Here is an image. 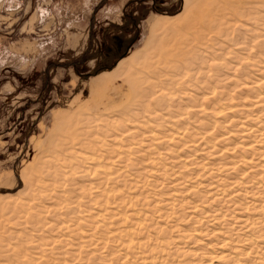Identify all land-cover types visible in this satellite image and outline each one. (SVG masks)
Here are the masks:
<instances>
[{"label": "rangeland", "instance_id": "374dc122", "mask_svg": "<svg viewBox=\"0 0 264 264\" xmlns=\"http://www.w3.org/2000/svg\"><path fill=\"white\" fill-rule=\"evenodd\" d=\"M156 56L170 62L148 67ZM263 78L264 0H0V264H264V175L240 202L208 194L238 175L220 166L229 150L209 146L235 141L246 158L244 143L264 145L263 132L238 133L264 126V109L247 107ZM181 91L230 108L189 113ZM130 121L164 136L163 150L121 132ZM200 122L230 141L192 144Z\"/></svg>", "mask_w": 264, "mask_h": 264}, {"label": "bare ground", "instance_id": "6f19581e", "mask_svg": "<svg viewBox=\"0 0 264 264\" xmlns=\"http://www.w3.org/2000/svg\"><path fill=\"white\" fill-rule=\"evenodd\" d=\"M225 23V22H224ZM216 24V25H215ZM214 25L215 26H218L219 25V23L217 22H215L214 23ZM188 28V27H187ZM222 31V30H221ZM151 44V40H149L145 45H144V48L139 52V53H137V56H135V58H137V57H143L145 54H146V51L149 49V45ZM174 44V43H173ZM163 46V45H162ZM168 46V45H167ZM174 47H175V45H174ZM170 51V50H169ZM180 52V51H179ZM157 53V52H156ZM155 54V53H154ZM158 54V53H157ZM182 54V53H181ZM158 55H161V54H158ZM157 57V56H156ZM150 58V57H149ZM165 58V57H164ZM175 59V58H174ZM144 61V60H143ZM153 62V63H152ZM170 62V60L168 59L167 60V58H166V60L165 59H163V58H158L157 57V59H156V61H151V64H150V66H148V67H151V65L152 64H154V63H161V64H166L167 65V63H169ZM174 63V62H173ZM178 62H175V67H174V69H175V73H176V75H180L181 73H182V69H184L183 67H181V66H179L178 64H177ZM166 68V67H165ZM153 69H155V68H153ZM158 69V68H157ZM164 69V68H163ZM123 70H125V67H123V69L120 71V72H122ZM156 70V69H155ZM192 70V69H191ZM195 70V69H194ZM173 75H175V74H173ZM190 77H193V75L190 73V75H189ZM197 78V77H196ZM264 79V78H263ZM202 80V79H201ZM261 81H263L264 82V80H261ZM201 82V81H200ZM200 82L198 81V83L200 84ZM257 82H260V79H255V80H253V82H252V84H248L247 86V92H248V90H249V94H250V98H251V103L250 104H248V106L247 107H250V108H258L257 110H259V109H264V99L263 98H260V96H259V94H255V88L253 87V86H255L254 84H256ZM198 84V86H200ZM262 84V83H261ZM189 85V84H188ZM249 85H252V86H249ZM153 86V85H152ZM184 87V86H183ZM182 87V88H183ZM197 86H195V88H196ZM195 88H193V89H195ZM198 88V87H197ZM207 88V87H206ZM161 89V88H160ZM245 89H246V87H245ZM158 90H159V88H158ZM184 90H187V89H184ZM179 91H180V89H179ZM205 91V90H204ZM171 92V91H170ZM254 92V93H253ZM141 96L144 98L145 96H149V94H150V91L148 92V90H146V91H144V90H142L141 91ZM203 92H201V94H202ZM205 93V92H204ZM166 94V93H165ZM197 94V93H196ZM196 94H193V93H191V92H187V91H181V97H183L186 101H189L190 102V105H189V113L191 112V113H193V112H195L196 110H199L200 108L202 109V108H207V109H210V110H214V109H216L217 110V112H218V109L217 108H215V107H218V106H216L215 105V107L212 105V103L214 102L213 101V99L211 100H209V99H206L205 100V97H206V95H205V97H202V96H195ZM200 94V93H199ZM198 94V95H199ZM210 96V95H209ZM211 98V97H210ZM145 99V98H144ZM158 99V98H157ZM174 100V99H173ZM159 101V103H162V101H161V99H159L158 100ZM164 101V100H163ZM185 101V102H186ZM217 101V100H216ZM165 104H166V101L164 102ZM207 105H206V104ZM216 103V102H215ZM164 104V105H165ZM181 104H184V103H182L181 101H179V102H177V105L180 107L181 106ZM214 104V103H213ZM176 106V105H175ZM159 107V106H158ZM161 107H163V106H161ZM220 107V106H219ZM220 108H230V107H220ZM232 108V107H231ZM240 108H242V107H240ZM223 109V110H224ZM235 109V108H234ZM233 109V110H234ZM177 110V109H176ZM221 110V109H220ZM178 111H180L179 109H178ZM215 111V110H214ZM149 112H151V111H149ZM198 112V111H197ZM208 112V111H207ZM153 113H155V112H153ZM179 114H182V113H179ZM162 114H160V116H161ZM164 115V114H163ZM171 115V114H170ZM178 115V114H177ZM155 116V115H154ZM182 116V115H181ZM178 117V116H177ZM152 118H153V116H152ZM155 119L157 118V116H155L154 117ZM163 118V117H162ZM179 119H176L177 121L176 122H180V118L181 117H178ZM158 120H160L159 118H157ZM156 119V120H157ZM134 120V119H133ZM155 120V121H156ZM183 120V119H182ZM145 121V120H144ZM147 122H148V120H146ZM154 121V120H153ZM168 121V120H167ZM131 122V121H130ZM147 122H145L143 125L142 124H138V122H135L133 125H132V122H131V125H127L126 127H124L123 126V124H121L122 126L121 127H123L122 129H120L121 130V132H125V135L126 134H128L129 136H131L130 138H135V137H139L142 141L144 140V141H148L149 143H145L146 145H145V150H148V148L150 147V142L151 141H153V142H155L156 143V145H157V147L159 148V149H162L163 150V148H161V144H163V141L164 140H166L165 138H164V136H162V135H160L158 132H155V130L151 127V126H149L148 125V123ZM150 122V121H149ZM157 122V121H156ZM169 122V121H168ZM147 123V124H146ZM158 123V122H157ZM213 123V122H212ZM215 123V122H214ZM146 124V125H145ZM200 124V126L202 127H204L203 129H202V131L201 132H199V133H194L193 135H198V137H196L195 139H191V141L190 142H192V144H193V142H194V144L196 143V142H198V144L200 143V141H201V139L203 140V137H205V136H210V135H213V139L214 140H216V141H223L224 142V140H229L230 141V139L229 138H227L229 135H231V134H228L230 131H228V132H224V133H219V134H216L215 133V135L214 134H211L212 133V131L211 130H213V128H214V125H211V123H199ZM125 125V124H124ZM216 125V124H215ZM238 124H235V126H237ZM260 125V124H259ZM259 125H257L256 127H251V126H248L247 128H245V129H243V130H238L239 132L238 133H241L242 134V136L243 137H245L244 139H246L247 140V137H249V133L251 132H253V133H255L256 135H261L262 134V132L264 133V126L262 125L261 127H258ZM153 126V125H152ZM86 133V132H85ZM123 134V133H122ZM209 134V135H208ZM183 135V134H182ZM195 137V136H194ZM124 138H125V136H124ZM129 138V137H128ZM168 139H170L171 140V142H173V143H175V148L176 149H179V147H181V146H183L182 145V143L184 142V141H182V143H181V138H175V137H169ZM173 139H174V141H173ZM199 140V141H198ZM226 140V141H227ZM87 141V140H86ZM225 141V142H226ZM188 142V141H187ZM186 142V143H187ZM263 142H264V140H263ZM92 143V142H91ZM222 143V142H221ZM184 144V143H183ZM264 144V143H263ZM262 144V145H263ZM87 145L89 146L90 145V142L88 143L87 142ZM154 145V144H153ZM237 145V142H235V141H233V142H231V143H229L228 145L226 144V146H224V147H221V148H218V149H214V147L212 148V147H208L209 148V150H211V154H213V155H215V156H221V154H222V152H223V149H228L229 151V154H230V156H233L231 159H232V161H225L224 160V162L222 161L221 163H220V166L221 167H223L224 169H223V171L224 170H226V173L225 174H229L228 172H231V173H233V172H237L238 173V175L237 174H235L234 173V175L232 176V177H228L229 179H230V181L229 182H226L225 183V181H224V183H221L220 182V179H218V178H216V179H218L217 181H215L216 183H217V185H211L209 188H210V190H208V194H210V197L212 198V199H217L218 200V198L220 197H225V198H228V200L230 199V200H235L236 202H237V200L238 199H240V197L244 194L243 192L246 190L245 188H247V187H249L250 185H251V182L253 183V184H255L257 187L258 186H262L261 184H258L259 182H257L256 180H253L252 178L253 177H260V173L261 174H263L264 175V164H263V161H264V145L262 146V149H260V150H258V148H251V145H250V143L247 141L246 143H244L243 144V146H246V148L247 149H249L250 148V152H249V154H248V156H246V158L245 157H242L241 155H235V153H234V149H235V147L234 146H236ZM248 145H250V146H248ZM131 146L133 147L134 145H132V143H131ZM149 146V147H148ZM70 147V146H69ZM81 147V146H80ZM89 147H91V146H89ZM93 147V146H92ZM128 147V146H127ZM121 148H122V146H121ZM70 149V148H69ZM83 149V148H82ZM119 149V148H118ZM134 149H135V147L134 148H127V150L126 151H128V153L129 152H133L134 151ZM151 149V148H150ZM150 149L148 150V151H150ZM81 150V149H80ZM91 150H93V148H91ZM207 150V149H206ZM75 151H77V150H75ZM79 151V150H78ZM157 151H159V150H157ZM227 151V150H226ZM236 151V150H235ZM82 152V151H81ZM81 152H80V154H81ZM98 152H101V151H98ZM135 152V151H134ZM71 153V152H70ZM83 153V152H82ZM85 153V152H84ZM83 153V154H84ZM96 153V152H95ZM112 153L114 154V150H112ZM116 153V152H115ZM76 154V153H75ZM89 154H91V153H89ZM103 154V153H102ZM119 154V153H118ZM125 154V153H124ZM228 154V155H229ZM232 154V155H231ZM77 155H78V153H77ZM85 155V154H84ZM104 155H106L105 153H104ZM120 155H122V153H120ZM120 155L118 156V157H120ZM227 155V157H229ZM93 156V155H92ZM101 156V155H100ZM99 156V157H100ZM113 156V155H112ZM123 156V155H122ZM125 156V155H124ZM226 157V158H227ZM252 157H254V158H252ZM76 158V157H75ZM78 158V157H77ZM83 157H81V159H82ZM94 158V157H93ZM109 158V157H108ZM114 158H115V156H114ZM113 158V159H114ZM117 158V157H116ZM122 158H125V157H121V158H117V159H122ZM146 158V157H145ZM144 158V159H145ZM116 159V160H117ZM245 160V161H250V159H253V161H254V163H253V165L250 167H248L246 170L247 171H245V170H237L236 169V166H237V163L239 162V161H241V160ZM84 160H89V158L88 159H85L84 158ZM83 160V161H84ZM95 160V159H94ZM94 160H92V162L94 161ZM106 160H108L107 158L104 160V161H106ZM110 160V159H109ZM109 160L108 161H106V162H109ZM234 160V161H233ZM90 161V160H89ZM198 161H201V162H205V161H203V158H200V159H198ZM79 162V161H78ZM87 162V161H86ZM92 162L90 161V163H91V165H92ZM97 162V161H96ZM95 161H94V163H95V166H97L99 163L102 165V163H101V159H99V163L97 164ZM88 164H89V162H88ZM109 164V163H108ZM108 164H106V165H108ZM114 164V163H113ZM208 164V163H207ZM210 164H212L213 165V163H210ZM85 165V164H84ZM89 166V165H85L86 167H87V171H89V170H94L92 173H94L95 172V167H94V164H93V166ZM104 165V164H103ZM110 165V164H109ZM105 166V165H104ZM98 167L100 168V166L98 165ZM208 168V170H210V168H209V166H207ZM79 168L81 169V167H80V165H79ZM101 169L102 170H104L102 167H101ZM85 170V171H86ZM108 171V170H107ZM109 171H111V170H109ZM108 171V172H109ZM214 171V170H213ZM42 172V171H41ZM69 172V171H68ZM108 172H106V171H104L103 172V176H110V174L111 173H113L112 171L110 172V174L108 173ZM215 172V171H214ZM245 172V173H244ZM99 174H100V172H98ZM210 173H212V171L210 170V171H207L206 172V174H210ZM86 174V173H85ZM95 174H97V172H95ZM87 175V174H86ZM101 175V176H102ZM100 176V175H99ZM98 176V177H99ZM81 177V176H80ZM87 177V176H86ZM103 178V177H102ZM106 179H108V178H106ZM223 180H224V178H222ZM247 179V180H246ZM90 180V179H89ZM89 180H88V182H89ZM223 180H222V182H223ZM91 182V181H90ZM93 182V181H92ZM246 183H248V185L249 186H247V184ZM210 184V183H209ZM238 184H240V187H238V189H234L233 190V187L234 186H236V185H238ZM246 184V185H245ZM208 185V184H207ZM87 186H90V183H89V185H87ZM84 187H85V185H84ZM86 188V187H85ZM256 188V187H255ZM87 189V188H86ZM85 189V190H86ZM257 189V188H256ZM83 190V189H82ZM211 190H212V192H211ZM250 190H252V189H250ZM254 191H255V189H253ZM253 191V192H254ZM182 192V191H181ZM243 193V194H242ZM217 197V198H216ZM87 198V197H86ZM219 198V199H220ZM210 199V198H209ZM223 199V198H222ZM221 199V200H222ZM227 200V199H226ZM229 200V202H232V201H230ZM239 201V200H238ZM242 201V200H241ZM251 201V200H250ZM240 202V201H239ZM248 202V201H247ZM247 202H245V203H247ZM190 203V202H189ZM192 203V202H191ZM234 202H232V204H233ZM242 203V202H241ZM243 203H244V201H243ZM243 203L242 204H240V207H238V211H240V215L238 216V217H234L235 218V224H237L238 226H239V228L240 229H242V230H247V228L250 226V219H249V217L248 216H246L245 214H243V210H244V205H243ZM253 203V202H252ZM249 204V203H248ZM237 205H238V203H237ZM253 205V204H252ZM239 206V205H238ZM254 206V205H253ZM259 206V205H258ZM257 206V207H258ZM190 208H191V210H195L196 208H197V206L196 205H194V204H191L190 205ZM103 210V209H102ZM101 210V211H102ZM105 210V209H104ZM97 211H98V209H97ZM210 211H212L213 212V210H210ZM96 212V211H95ZM100 212V211H99ZM102 212H105V211H102ZM102 212H100L101 213V215L103 216V214H102ZM111 212V211H110ZM242 212V213H241ZM109 213V212H108ZM23 214V213H22ZM96 214V213H95ZM99 214V213H98ZM116 215H117V213H115ZM122 214V213H121ZM100 215V217H102ZM123 215V214H122ZM96 216H97V214H96ZM111 216V215H110ZM135 216V215H134ZM106 217V216H105ZM109 216H107L105 219H107ZM117 217V216H116ZM135 219H138V218H136L135 217ZM56 220H58V219H56ZM130 221H132V219L130 220ZM95 222H97V221H95ZM132 222H134V220L132 221ZM136 222H137V220H136ZM136 222H134V224L136 225ZM57 223V222H56ZM138 225V224H137ZM136 225V226H137ZM50 226H52V225H50ZM130 226V225H129ZM132 226V225H131ZM133 227V226H132ZM127 228V227H126ZM129 228H131V227H128L127 229H129ZM134 228V227H133ZM135 229V228H134ZM49 230V229H48ZM130 230V229H129ZM126 232H127V230H126ZM128 232H130V231H128ZM131 233V232H130ZM113 235H114V233H113ZM113 235H112V237H113ZM47 237V236H46ZM121 243V242H120ZM124 243V242H123ZM259 247V246H258ZM250 249L252 248V247H249ZM247 249L248 250V252L249 251H251L250 249ZM242 249V248H241ZM246 250H244V249H242V251H241V254L242 255H245L246 253H248ZM252 252V251H251ZM125 253V252H124ZM121 256H124V255H121ZM118 259V258H117ZM122 259V258H121ZM144 259V258H143ZM119 260V259H118ZM128 262V261H127ZM248 261L247 260H242V262L240 263V264H251V263H247ZM141 263V262H140Z\"/></svg>", "mask_w": 264, "mask_h": 264}]
</instances>
